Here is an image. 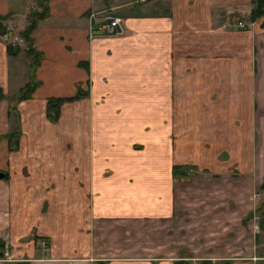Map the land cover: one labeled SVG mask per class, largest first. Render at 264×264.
<instances>
[{"label":"crops","instance_id":"obj_1","mask_svg":"<svg viewBox=\"0 0 264 264\" xmlns=\"http://www.w3.org/2000/svg\"><path fill=\"white\" fill-rule=\"evenodd\" d=\"M47 7L32 31L38 85L16 105L17 150L9 101L32 61L0 38V244L10 248L4 257L0 245V264H255L242 256L255 233L241 199L264 169L228 166L236 144L256 142L264 158V28L254 22L234 40L227 19L251 0ZM35 10L37 0H0L14 32ZM106 16L120 18L119 33L98 31ZM182 30L194 33L193 50H182ZM182 60L195 63L184 76ZM78 92L47 118L48 99ZM174 165L184 168L175 175Z\"/></svg>","mask_w":264,"mask_h":264},{"label":"rangeland","instance_id":"obj_2","mask_svg":"<svg viewBox=\"0 0 264 264\" xmlns=\"http://www.w3.org/2000/svg\"><path fill=\"white\" fill-rule=\"evenodd\" d=\"M163 2H167V0H163ZM251 4L253 5L252 0H251ZM250 12H251V10L249 9V11H247L245 13H236L235 12V13L231 14V16L227 14L228 15V17H227L228 23L230 24V33H232V31L234 32L233 35H230V39H232V38L234 40L242 39L241 36H239V35L234 36V35L239 34L238 31H243L242 29L248 28L249 25H254L255 24L254 22H257V23L260 22L258 20L257 21H250V18H249ZM179 21L181 22V20H179ZM28 22L29 21L27 18V24H28ZM240 22H243L245 24V27L241 28ZM27 24L20 31L16 30V32H14V30H9V32L13 33L12 34L13 36L16 35L18 37V39H19L18 40V44H19L18 46L20 47V49L23 48L25 50L26 54H28L31 57V55L27 52V48H28L27 41L25 40V38L20 33L21 31H23L26 28ZM32 31L30 34L31 37H32ZM193 34H194L193 32H188V31L182 30V32H181V48H182V50H185L186 48H191L193 50V48L190 47V45H189L190 39H191ZM0 38L3 39L2 34H1ZM5 42L8 43V41H6V40H5ZM31 47L35 51H37L34 47L33 38H32ZM180 69H181V75L182 76L187 75V73L191 69H195V63L193 62L192 64H190V62L188 60H182ZM102 99H103V97H101L99 100L104 101ZM11 114L14 115L17 126L13 122V120H11L12 122H11V131L10 132L15 131L16 128L19 126V134H20L19 136L21 137L22 130H21L20 124H19L20 123L19 111L17 110L18 115L16 114V112H13V111L11 112ZM13 115H11V117H13ZM59 117H60V113H59ZM59 117H58V119H59ZM263 140H264L263 138L260 140L259 146L264 145ZM14 141L15 140L13 139V142H12L13 145H14ZM256 144H257L256 142L251 143V146L246 147L244 150H240L239 145L236 144L237 145L236 149H234V151L229 152V158H228L229 165L228 166L233 170V172H236L238 170L237 167H239V170L242 169L243 172H245V174L247 175L248 173H246V171H249V168H250L249 166H255V168H260L263 171V169H264V158L260 159L259 156L261 155V153L253 154L254 151H252L253 146ZM9 145H10L9 146L10 150L11 149L17 150L20 147L19 142L17 144H15V146H13V147L11 144H9ZM236 151H238V152H236ZM252 162H253V164H252ZM263 176H264V174L262 175V180H263ZM231 195L229 197V202H228V208H227L228 211L229 210H236L238 208V206L240 205V202H236L232 198ZM194 196L195 195L192 196V199L195 198ZM241 201L244 202L246 206L251 205V210H250L251 212H250V215H248L247 222H249L252 225V230L255 233V237L250 236L249 238H246L244 240L245 246L247 245L248 247H246V249H245L246 253L242 254V256L245 259L255 257V259H252L255 262V264H264V228H261L260 223H259L260 218H264V190L261 189L259 185H257L255 187V189L250 194L247 193V196L245 198H242ZM220 208H223V207H220ZM43 209L45 210V206ZM196 242L198 243L199 246L201 245L199 243V239H196ZM46 243L48 246L49 245L48 242H46ZM6 246H7V249H9V246L7 244H6ZM4 249H6V248H4ZM4 249H2L1 252H3ZM198 250H200V249H198ZM204 252L208 253V250H205ZM198 256H201V255H198ZM5 257H10V250H8V256H5ZM230 257H232V256H230ZM192 259H194V258H189V262H191L190 260H192ZM226 262L231 263L232 259L224 260L222 262H219V264H225Z\"/></svg>","mask_w":264,"mask_h":264},{"label":"trees","instance_id":"obj_3","mask_svg":"<svg viewBox=\"0 0 264 264\" xmlns=\"http://www.w3.org/2000/svg\"><path fill=\"white\" fill-rule=\"evenodd\" d=\"M47 1L48 0H37V4L39 7V10H35L33 12H31L28 15V24L26 26V28L21 31V35L25 38V40L27 41L28 44V48H27V52L31 55V61H32V72H31V76L29 81L19 89L18 92L14 93L11 97H10V101H9V110L10 112H16L17 114V108L16 105L22 101L27 99L31 93L34 91L35 87L38 85V81L34 78V74L33 71L36 67V65L39 62V59L41 57V54L37 51H35L32 47V37L30 36L31 31L34 29L37 20L39 18H43L47 15L48 13V7H47ZM252 8H251V12L249 15L250 21H260V26L262 28H264V0H252ZM8 18L7 15H3L0 16V34H3L7 31H9V28L7 27V24L5 23V20ZM20 50L19 46H12L10 44H7V51L10 54H15ZM81 92L76 93L74 96L72 97H67V98H50L47 100V104H46V115L48 117L49 120L51 121H56L59 117V113H60V105L63 103V101L66 100H71L74 98H77L79 95H81ZM3 98V94L2 91L0 90V100ZM18 115V114H17ZM11 137L9 136L10 140L14 138V145H13V141H11V145L12 147L15 146V144L18 143V138H19V126L16 128L15 131L10 132ZM180 168H184V166H178V165H174V174L177 175L178 172H180ZM181 174L184 175L185 171L181 170ZM260 188L264 190V176H263V180L262 183L260 185ZM260 227L264 228V218H260ZM1 246H3V244H0ZM209 264V262H207ZM174 264H191V262L187 261V260H178L176 261Z\"/></svg>","mask_w":264,"mask_h":264},{"label":"built area","instance_id":"obj_4","mask_svg":"<svg viewBox=\"0 0 264 264\" xmlns=\"http://www.w3.org/2000/svg\"><path fill=\"white\" fill-rule=\"evenodd\" d=\"M241 28L245 27V24L243 22H240ZM120 18L116 16H106L103 20V23L101 26H99V32H104L107 34H114L120 32ZM13 33L7 31L2 34L3 40L8 41L7 44H10L12 46H18V37L16 35H12ZM13 36V37H12ZM6 249L3 251V256H8V249L6 244L4 245Z\"/></svg>","mask_w":264,"mask_h":264},{"label":"water","instance_id":"obj_5","mask_svg":"<svg viewBox=\"0 0 264 264\" xmlns=\"http://www.w3.org/2000/svg\"><path fill=\"white\" fill-rule=\"evenodd\" d=\"M4 176V172H0V178H2ZM20 264V263H19Z\"/></svg>","mask_w":264,"mask_h":264},{"label":"flooded vegetation","instance_id":"obj_6","mask_svg":"<svg viewBox=\"0 0 264 264\" xmlns=\"http://www.w3.org/2000/svg\"><path fill=\"white\" fill-rule=\"evenodd\" d=\"M3 245H4V244H3ZM9 249H10V248H9ZM9 249H8V250H9Z\"/></svg>","mask_w":264,"mask_h":264}]
</instances>
